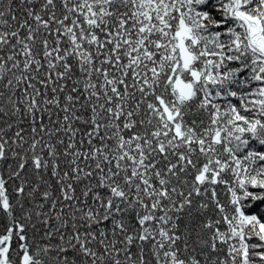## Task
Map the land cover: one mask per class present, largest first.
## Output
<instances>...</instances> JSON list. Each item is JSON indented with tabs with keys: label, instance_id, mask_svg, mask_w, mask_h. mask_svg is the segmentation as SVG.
I'll return each instance as SVG.
<instances>
[{
	"label": "snow or ice",
	"instance_id": "6c2138e0",
	"mask_svg": "<svg viewBox=\"0 0 264 264\" xmlns=\"http://www.w3.org/2000/svg\"><path fill=\"white\" fill-rule=\"evenodd\" d=\"M0 264H264V0H0Z\"/></svg>",
	"mask_w": 264,
	"mask_h": 264
}]
</instances>
